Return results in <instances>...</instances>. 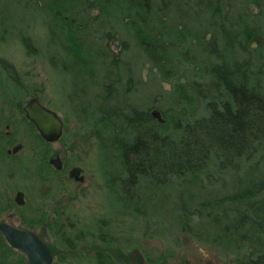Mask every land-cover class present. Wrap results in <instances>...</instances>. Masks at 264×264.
<instances>
[{
  "label": "trees",
  "instance_id": "obj_1",
  "mask_svg": "<svg viewBox=\"0 0 264 264\" xmlns=\"http://www.w3.org/2000/svg\"><path fill=\"white\" fill-rule=\"evenodd\" d=\"M238 1L239 8L231 0H0V5L6 10L23 4L45 13L52 40L72 58L71 70L64 63L62 69L80 79L96 77L99 68L111 72L102 45L89 43V29L102 20L131 33L146 63L164 79L174 78L184 65L193 69L199 79L174 88L175 105L164 111L165 124L151 114L146 123L143 116L149 114L136 108H108L109 100L118 102L111 89L93 118L99 129L120 138L128 201L140 178L161 187L173 177L208 172L210 165L236 173L243 161L250 162L233 194L199 203L195 224L185 210L179 220L182 230L201 232L197 238L212 240L227 253L233 247L238 264H264V0ZM93 11L98 17L91 24L85 16ZM22 42L32 54L30 39ZM123 48L113 60L115 70L126 69L128 45ZM131 79L126 93L133 89ZM195 105L204 106L203 113L191 120ZM122 115L125 126L118 129ZM11 255L0 237V264H29L25 256L12 260Z\"/></svg>",
  "mask_w": 264,
  "mask_h": 264
},
{
  "label": "rangeland",
  "instance_id": "obj_2",
  "mask_svg": "<svg viewBox=\"0 0 264 264\" xmlns=\"http://www.w3.org/2000/svg\"><path fill=\"white\" fill-rule=\"evenodd\" d=\"M231 1L239 8L238 0ZM97 17L98 12L93 11L86 14L85 21L93 24ZM46 21L45 13L26 9L23 4L6 10L0 5V134H4L10 124L15 139L25 147L24 153L34 149L38 151V160L60 156L67 166L65 173L55 175L54 230L51 228L44 236L54 251L53 264H99L98 260L103 256H120L127 264H138L136 251L140 252L144 264L148 261L238 264L233 247L227 253L212 245V240L203 241L195 236L201 232L182 230L179 218L185 210L193 224L198 222V204L233 194L237 181L246 176L251 163L243 161L240 172L236 173L210 165L208 172L173 177L169 185L161 187L157 186L159 182L140 178V186L130 188L133 199L128 201L123 189L127 176L118 148L120 138L110 135L107 128L105 131L99 129V119L93 118V110L101 105L111 89V94L118 96L119 105L109 100L108 108L119 107L124 111L136 108L140 113L149 114L143 116L146 123H151L148 118L154 111H159L164 119V111L175 105L172 100L174 88L189 79H197L196 72L184 65L174 78L164 79L150 63H146L131 33L102 20L89 29L92 36L89 43L102 45L100 50L112 66L113 60L124 51L123 45H128L123 57L128 70L124 65L118 70L107 67L111 71L107 73L99 68L96 77L80 79L62 69L64 63L70 65L68 69L71 70L72 58L57 44L58 41L52 40ZM24 37L30 39L32 54L26 51L22 42ZM129 77L133 89L126 93ZM33 98L54 110L64 121V135L57 143L28 139L30 133L22 123L24 115L17 105H25ZM190 109L193 120L201 116L204 106L195 105ZM172 113L170 115H174ZM125 120L122 115L116 121V127L123 128ZM107 145L109 150L103 152L101 146ZM8 166L13 165H0V209L12 204L13 186L17 182L25 185L23 179L18 178V172L10 173ZM75 166L84 170L83 184L68 178L67 170ZM36 167L37 163L22 165L19 173L22 177L32 176L28 183L34 182L33 188L38 190L41 180H36L34 175ZM204 231L210 233L206 228ZM95 236H101L105 241ZM12 251V260L23 255ZM106 260L104 257V262Z\"/></svg>",
  "mask_w": 264,
  "mask_h": 264
},
{
  "label": "flooded vegetation",
  "instance_id": "obj_3",
  "mask_svg": "<svg viewBox=\"0 0 264 264\" xmlns=\"http://www.w3.org/2000/svg\"><path fill=\"white\" fill-rule=\"evenodd\" d=\"M26 104L17 105V107L20 113L24 115L22 123L25 125V127L30 133L27 135V137L32 142L41 141L44 143L45 140L42 138L39 131L36 129L35 125L30 120H28L26 117V113L24 111V107L26 106ZM41 104L43 103L41 102ZM46 107L49 108L48 106ZM9 126L7 127V130L4 132V134H0V149L3 148L2 144L4 145V148L0 151V165H2L3 163H6V164L11 163L13 166H10V167L8 166L10 173L17 171L19 174L18 178L23 179L22 182L25 183V185L23 186L19 182L16 181L17 184L13 186V193L11 196V199H13L12 204L4 205L0 209V225L6 224L20 231L32 232L51 248V246L44 240V236L46 235L47 232H50L51 228H53L54 230V225L52 226V224L55 221V205H54L55 203V196H54L55 175L58 173L60 174L65 173L67 166L63 163L60 156H56V157L53 156L49 160L48 159L44 160L42 157L40 158V160H38L39 158L38 151L31 149V150H28L27 153H24L25 152L24 145L21 143H18L20 140L15 139L14 132H12L13 129H10ZM64 130H65V127H64ZM63 135H64V132H63ZM48 144H54V143H48ZM57 158L60 159L61 169H59L56 165H53L51 163L52 159H57ZM35 163H37V167L34 169V175L36 176V180H41V183L38 184L39 185L38 190H35L33 188L35 184L34 182L31 183L32 187H31V184L28 183V181L31 179L32 176L22 177L19 173L22 171V168H21L22 165L32 166ZM40 164H42L43 166L41 167ZM11 168H13L14 170ZM75 168H80L82 170L81 176H84L83 168L79 166H75L67 170L69 179H70L69 177L70 172ZM29 170L31 173L33 172L32 169L29 168ZM0 175H2V172L0 173ZM24 179L26 180L24 181ZM70 180L80 183L74 179H70ZM14 221L20 224L16 225ZM0 237L5 240L3 233L1 231H0ZM95 237L96 239L105 241L101 236H95ZM5 242L7 243L6 240ZM16 251L23 254V252L19 250H16ZM53 254H54V251H53ZM23 255L25 256V254ZM104 257L107 259L106 260L107 262H104ZM121 258L122 257L120 256L117 258H115L114 256H112L111 258L110 256H103L98 260V263L99 264H112L113 261L117 259L116 262L114 261V263L127 264L126 262H122ZM138 264H144L143 260H142V263L139 262ZM147 264H159V262L148 261Z\"/></svg>",
  "mask_w": 264,
  "mask_h": 264
},
{
  "label": "water",
  "instance_id": "obj_4",
  "mask_svg": "<svg viewBox=\"0 0 264 264\" xmlns=\"http://www.w3.org/2000/svg\"><path fill=\"white\" fill-rule=\"evenodd\" d=\"M26 117L39 131L42 138L48 143L58 142L64 132L65 123L61 117L53 110L47 108L37 98H33L24 107ZM151 116L160 123L165 124L159 111H154ZM51 163L61 169L60 159H52ZM82 170L75 168L70 172V179L80 183L85 182V177L81 176ZM0 231L9 246L25 254L29 264H53L54 254L51 248L32 232H25L14 229L6 224L0 225ZM139 262L142 263V256L136 252ZM121 261L123 262L122 258Z\"/></svg>",
  "mask_w": 264,
  "mask_h": 264
}]
</instances>
